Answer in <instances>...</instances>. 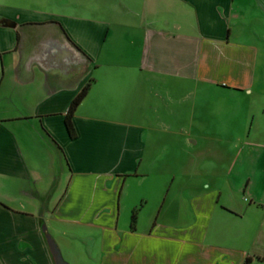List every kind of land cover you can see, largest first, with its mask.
Wrapping results in <instances>:
<instances>
[{
    "label": "crops",
    "instance_id": "obj_1",
    "mask_svg": "<svg viewBox=\"0 0 264 264\" xmlns=\"http://www.w3.org/2000/svg\"><path fill=\"white\" fill-rule=\"evenodd\" d=\"M263 17L264 0H0V264H55L47 234L69 264H264L257 182L198 146L253 93Z\"/></svg>",
    "mask_w": 264,
    "mask_h": 264
},
{
    "label": "rangeland",
    "instance_id": "obj_2",
    "mask_svg": "<svg viewBox=\"0 0 264 264\" xmlns=\"http://www.w3.org/2000/svg\"><path fill=\"white\" fill-rule=\"evenodd\" d=\"M261 21L259 30L262 37L259 40L261 61L257 66L258 78L253 93L238 97L237 103H234L232 98L226 99L231 107L225 110L223 116L226 119L224 135L216 134L218 125H210L208 127L213 129V135L198 142V146L204 145L213 151L222 149L220 156L217 155V151L215 154L206 150L204 162L199 160V163L208 168L215 166L221 171L228 167L232 168L230 180L234 178L233 172L237 171L238 166L240 169L244 167L246 173H251V179L257 182L256 196L259 197L264 196V17Z\"/></svg>",
    "mask_w": 264,
    "mask_h": 264
},
{
    "label": "trees",
    "instance_id": "obj_3",
    "mask_svg": "<svg viewBox=\"0 0 264 264\" xmlns=\"http://www.w3.org/2000/svg\"><path fill=\"white\" fill-rule=\"evenodd\" d=\"M87 90H88V84L85 85L82 90L76 95V97L72 100L68 110H67V113H66V116H65V122H66V126H67V129L69 131V133L71 135H74V128H73V124H72V115H73V112L76 108V106L81 102V100L84 98V96L86 95L87 93ZM131 225H134V221H135V212L132 213V216H131ZM249 260L250 258L247 257L246 260L244 261L243 264H248L249 263Z\"/></svg>",
    "mask_w": 264,
    "mask_h": 264
},
{
    "label": "water",
    "instance_id": "obj_4",
    "mask_svg": "<svg viewBox=\"0 0 264 264\" xmlns=\"http://www.w3.org/2000/svg\"><path fill=\"white\" fill-rule=\"evenodd\" d=\"M47 241L49 244V247L51 249V252L53 254L55 264H69L62 256L61 251L59 247L57 246L55 240L47 234Z\"/></svg>",
    "mask_w": 264,
    "mask_h": 264
}]
</instances>
